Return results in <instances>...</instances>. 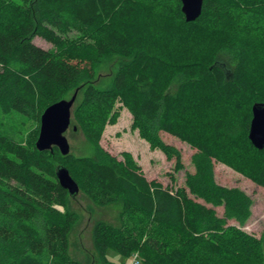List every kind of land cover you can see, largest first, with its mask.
Instances as JSON below:
<instances>
[{
	"label": "trees",
	"instance_id": "trees-1",
	"mask_svg": "<svg viewBox=\"0 0 264 264\" xmlns=\"http://www.w3.org/2000/svg\"><path fill=\"white\" fill-rule=\"evenodd\" d=\"M261 3L203 0L200 16L186 22L180 0H0V109L36 125L27 143L0 132V264H80L69 255L78 215L56 178L60 165L94 204L120 205L118 225L96 220L92 227L93 248L106 264L107 249L137 254L139 264H264V232L253 238L226 225L246 221L250 198L216 183L212 163L227 158L264 187V148L248 139L251 107L264 102V30L252 40L260 27L249 13ZM34 36L53 47L36 46ZM225 49L234 64L218 57ZM106 55L127 62L99 90L88 80ZM76 89L81 99L70 124L98 157L37 150L43 110ZM117 99L141 135L176 158V169L180 152L158 131L196 149L188 191L148 180L129 158L100 148L104 118L94 115L104 116Z\"/></svg>",
	"mask_w": 264,
	"mask_h": 264
},
{
	"label": "rangeland",
	"instance_id": "rangeland-1",
	"mask_svg": "<svg viewBox=\"0 0 264 264\" xmlns=\"http://www.w3.org/2000/svg\"><path fill=\"white\" fill-rule=\"evenodd\" d=\"M235 2L234 5L237 6L235 8H238L237 2ZM249 13L251 16L256 15L254 19L258 22L257 26L260 27L257 29L260 35H252V40L258 39L259 36L263 37L264 4H258L255 13L252 11H249ZM196 35L199 34L195 33ZM32 42L45 50L53 47L50 42L39 36H34ZM218 57L231 65L235 62V54L230 49L221 50ZM170 58L172 61L173 59L176 60L175 58ZM126 62L127 60L119 55L104 56L95 65L94 77L88 80L89 83L92 82L99 90L110 88L113 76ZM177 86L178 80H175L170 86V91L174 92ZM142 89H147V86L142 87ZM71 94L72 92L67 96V99H69ZM80 99L81 94L78 100L74 101L71 108V117L72 110ZM221 109H223V105ZM210 111L216 114L215 108L210 109ZM94 116V118H101V120L104 118L101 123L100 148L118 159L129 158L140 168L148 180L155 179L161 182L163 186H169L173 190L178 187L185 188L188 191L185 183L186 175L194 172L195 167L191 157L196 152V149L188 142L163 130L158 131V137L165 144L175 147L180 152L182 167L176 169V158H168L160 147L153 145L141 135L139 127L134 125L132 115L122 100L117 99L104 116L102 114ZM74 124V122H71L64 133L70 146V152L76 156L98 157L99 153L94 148L95 146L80 131L72 130ZM35 126V123L30 118L16 113L6 114L0 109V132L5 135L27 143L34 133ZM225 160L227 158L224 160L212 158L215 182L227 188H237L250 198L249 216L246 221L243 224H239L234 219H228L226 225H234L248 236L261 238L264 232V187L257 185L244 172L237 170ZM233 162L237 165L236 161L233 160ZM189 196L193 197L190 193ZM197 200L202 202L201 199ZM68 206L70 210L78 215V221L69 234L70 257L80 264H106L102 258L97 256L93 248L92 227L96 220H104L112 225H118L120 205L109 203L106 206H98L83 193L78 192L74 197H69ZM58 208L62 209L61 207ZM214 209L218 216H224V207L222 205L214 206ZM105 257L111 264H132L133 254L126 257L113 249H107Z\"/></svg>",
	"mask_w": 264,
	"mask_h": 264
},
{
	"label": "water",
	"instance_id": "water-1",
	"mask_svg": "<svg viewBox=\"0 0 264 264\" xmlns=\"http://www.w3.org/2000/svg\"><path fill=\"white\" fill-rule=\"evenodd\" d=\"M181 12L186 22L194 21L202 12L203 0H180ZM78 89L69 99H61L48 105L39 120V132L35 147L39 151L52 150L56 146L62 155L70 152V146L65 136L71 120V108L77 96ZM251 119L248 128V139L257 149L264 148V102H255L251 107ZM75 130L76 127L74 126ZM55 175L60 186L68 191L71 197L79 192L78 184L64 166H57Z\"/></svg>",
	"mask_w": 264,
	"mask_h": 264
},
{
	"label": "built area",
	"instance_id": "built-area-1",
	"mask_svg": "<svg viewBox=\"0 0 264 264\" xmlns=\"http://www.w3.org/2000/svg\"><path fill=\"white\" fill-rule=\"evenodd\" d=\"M132 264H139V260H138L137 254H133Z\"/></svg>",
	"mask_w": 264,
	"mask_h": 264
}]
</instances>
